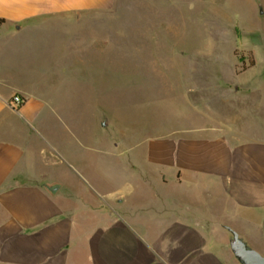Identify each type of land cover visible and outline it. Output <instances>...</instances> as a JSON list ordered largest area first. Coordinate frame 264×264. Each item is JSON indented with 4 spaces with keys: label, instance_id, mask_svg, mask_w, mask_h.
<instances>
[{
    "label": "crops",
    "instance_id": "1",
    "mask_svg": "<svg viewBox=\"0 0 264 264\" xmlns=\"http://www.w3.org/2000/svg\"><path fill=\"white\" fill-rule=\"evenodd\" d=\"M116 3L0 0V264H241L226 227L264 256L259 82L219 78L209 102L140 155L154 168L116 169L106 156L87 169L91 138L46 83V41L65 46L61 32L84 21L107 26ZM64 56L50 62L58 72Z\"/></svg>",
    "mask_w": 264,
    "mask_h": 264
},
{
    "label": "rangeland",
    "instance_id": "2",
    "mask_svg": "<svg viewBox=\"0 0 264 264\" xmlns=\"http://www.w3.org/2000/svg\"><path fill=\"white\" fill-rule=\"evenodd\" d=\"M60 35L65 46L46 41V83L91 138L94 149L82 155L92 171L106 156L116 169L154 168L140 155L179 130L192 103L209 102L210 87H224L219 78L264 86V0H117L107 26L84 21ZM58 55L66 57L60 72L50 63Z\"/></svg>",
    "mask_w": 264,
    "mask_h": 264
},
{
    "label": "water",
    "instance_id": "3",
    "mask_svg": "<svg viewBox=\"0 0 264 264\" xmlns=\"http://www.w3.org/2000/svg\"><path fill=\"white\" fill-rule=\"evenodd\" d=\"M226 228L230 232L229 247L241 264H264V256L251 249L234 230Z\"/></svg>",
    "mask_w": 264,
    "mask_h": 264
},
{
    "label": "built area",
    "instance_id": "4",
    "mask_svg": "<svg viewBox=\"0 0 264 264\" xmlns=\"http://www.w3.org/2000/svg\"><path fill=\"white\" fill-rule=\"evenodd\" d=\"M12 102H13L15 105H17V104H19V103L22 102V99H21L20 96H18V95H14V96L12 97Z\"/></svg>",
    "mask_w": 264,
    "mask_h": 264
},
{
    "label": "trees",
    "instance_id": "5",
    "mask_svg": "<svg viewBox=\"0 0 264 264\" xmlns=\"http://www.w3.org/2000/svg\"><path fill=\"white\" fill-rule=\"evenodd\" d=\"M251 64V63H250Z\"/></svg>",
    "mask_w": 264,
    "mask_h": 264
}]
</instances>
